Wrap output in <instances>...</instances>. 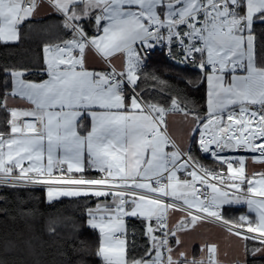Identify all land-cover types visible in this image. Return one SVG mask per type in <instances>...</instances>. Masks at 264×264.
I'll use <instances>...</instances> for the list:
<instances>
[{
    "label": "snow or ice",
    "instance_id": "6c2138e0",
    "mask_svg": "<svg viewBox=\"0 0 264 264\" xmlns=\"http://www.w3.org/2000/svg\"><path fill=\"white\" fill-rule=\"evenodd\" d=\"M0 45V264H264V0H0Z\"/></svg>",
    "mask_w": 264,
    "mask_h": 264
},
{
    "label": "trees",
    "instance_id": "16d2710c",
    "mask_svg": "<svg viewBox=\"0 0 264 264\" xmlns=\"http://www.w3.org/2000/svg\"><path fill=\"white\" fill-rule=\"evenodd\" d=\"M47 19V18H45ZM44 37L39 36L38 34L33 35V40L28 43L27 47L30 49V55H39L42 56V51L38 47L39 40L43 39ZM13 52L12 49H8V53L11 54ZM5 53V49L2 45H0V59H3V55ZM11 59H17L15 56H10ZM156 60H164L165 57L162 54H158L155 57ZM202 92H197L193 94V98L197 101L202 102ZM203 163L208 164L210 166L215 167L210 159H203ZM12 192L11 190H4L0 189V196H11ZM21 195L25 197V199L28 201L27 205L25 207H32L35 210H38L43 218H47L48 216H63V215H72L74 217H79L80 213L82 212V208L78 206L77 204L72 202V198H60L59 201H54L52 204H49L45 199V193L44 190L41 188H32L29 190H22ZM2 201H0V205H2ZM38 220L41 219V217H37ZM16 225L23 226V221L20 219H17L16 221H9L8 227H15ZM5 225L0 223V239L3 237ZM82 239L90 242L92 245L95 244V235L90 232V230L87 229V227H84L82 229ZM45 239H48L47 236H45ZM92 264H99L98 258L96 257H88Z\"/></svg>",
    "mask_w": 264,
    "mask_h": 264
},
{
    "label": "crops",
    "instance_id": "0c3cea01",
    "mask_svg": "<svg viewBox=\"0 0 264 264\" xmlns=\"http://www.w3.org/2000/svg\"><path fill=\"white\" fill-rule=\"evenodd\" d=\"M205 238L218 242L221 246L222 251L227 250L229 252V256L222 257V259L230 260L233 257V249L228 246V243L223 238V235L218 229H215L210 225L204 228H200L199 231H194L190 236L186 237L188 242L193 244V246L196 248L199 247V243L201 242V240Z\"/></svg>",
    "mask_w": 264,
    "mask_h": 264
}]
</instances>
